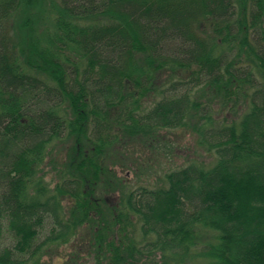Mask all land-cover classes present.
<instances>
[{
	"label": "trees",
	"instance_id": "trees-1",
	"mask_svg": "<svg viewBox=\"0 0 264 264\" xmlns=\"http://www.w3.org/2000/svg\"><path fill=\"white\" fill-rule=\"evenodd\" d=\"M177 129L211 165L113 170ZM86 226L90 264H264V0H0V264Z\"/></svg>",
	"mask_w": 264,
	"mask_h": 264
},
{
	"label": "rangeland",
	"instance_id": "rangeland-1",
	"mask_svg": "<svg viewBox=\"0 0 264 264\" xmlns=\"http://www.w3.org/2000/svg\"><path fill=\"white\" fill-rule=\"evenodd\" d=\"M257 73V72H256ZM258 76L260 74H257ZM197 96L199 94L195 92ZM154 98H149L148 102ZM203 149L195 144V137L191 132L184 129L177 130H161L159 133L141 137V140L133 141L130 148L126 149L124 157H121V164L113 167V170L125 177L132 189L140 187L156 188L161 184L166 172L181 169L188 166L192 162L199 165H211L214 157L210 154L206 155ZM51 158H57L59 150L53 146L50 150ZM49 180H51L48 177ZM11 231L4 235L0 240V244H8L11 240ZM85 241L80 239L74 240L70 244L56 246L58 248L51 249L52 257H45L52 264H90L86 256L90 246L89 227L81 229ZM58 253V254H57ZM84 260H83V259ZM190 264H198L194 261Z\"/></svg>",
	"mask_w": 264,
	"mask_h": 264
}]
</instances>
